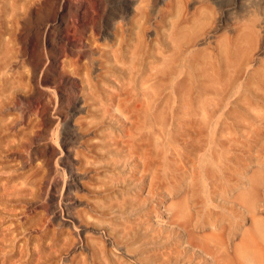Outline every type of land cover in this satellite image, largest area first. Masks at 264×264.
Returning a JSON list of instances; mask_svg holds the SVG:
<instances>
[{
    "label": "rangeland",
    "instance_id": "374dc122",
    "mask_svg": "<svg viewBox=\"0 0 264 264\" xmlns=\"http://www.w3.org/2000/svg\"><path fill=\"white\" fill-rule=\"evenodd\" d=\"M97 2L82 0L80 21L74 27L66 25L59 29L62 36L60 48H56L60 50L58 57L64 59L63 73L66 77L77 82L80 92L76 93V97L82 105L78 112L73 111L68 115L69 125L74 129L80 123L88 127L76 132V139L68 143L67 148L62 144L63 118L58 117L54 111L58 105V92L42 83L40 69L35 76L32 74V62L29 60L32 51L40 49L46 55L55 50L50 44L53 37L45 36L39 29V26L44 27L49 13L42 9L33 15L27 32L24 31V35L18 39L13 36L11 45L5 46L2 40L7 35L2 32L3 19H6L4 13L8 6L0 7V116L3 114L5 120H0V155L6 150L5 143L30 145L37 147L36 152L40 153V150L43 155H50L49 180L45 181L42 198L55 211L52 215L53 226L63 232V243L64 239H69V243L64 247L61 236L57 238L59 241L55 239L58 243L54 246L61 243L58 246L60 255L57 259L48 260L57 261V264H80L69 255L74 251L75 255L82 253V258L89 261L90 252L85 238L92 236L107 242L106 250L109 253L121 255L127 261L130 255L137 253L157 261L156 255L161 257L167 246H170L171 252L163 264H206L209 258L199 245L205 241L201 236L209 231L211 235H222L229 245L233 242L238 246L248 243L250 250L255 249L264 257V238L253 227L237 195L242 188L244 190L247 187L252 170L256 168L252 160L256 155L260 156L259 153L263 155V148L260 150V146H256L259 143L248 141L246 123L237 125L231 119L234 118L231 102L235 100L238 91H247L246 83L243 82L247 81L246 71L241 72L245 74L243 77L240 73L233 75L230 58L235 61L240 54L231 44L226 43L228 38L234 37L235 18L245 11H249L248 18H255V26H258L255 27L256 33L259 30L257 35L264 38V0H134L132 7L120 14L123 17L120 22L123 29L119 40L108 38L109 44L122 42L121 53L126 63L123 79L106 70L92 74L91 78L83 75V65L87 62L84 50L90 45L95 33L92 16L100 11ZM62 4L63 0H58L56 9H60ZM104 4L108 9L115 5L114 0H104ZM74 5L75 2L70 0L69 14ZM216 17H220L217 24L214 23ZM182 21L192 31L200 30L202 35L210 30L205 40L198 43L195 49L199 53L204 51L208 54L209 64L205 68L213 61L219 73L215 92H220V99L209 95L205 103L190 115H186L184 107L175 101L173 84L180 76L176 79L168 77L170 59L173 57L171 36L174 26ZM36 27L39 36L35 38L33 34ZM246 46L249 47L248 41ZM257 53L258 57H264V50ZM7 61L13 63L10 72L7 71ZM151 65L158 79L157 83L155 81L157 118L152 155L144 144L139 151L132 146L128 150L129 145L100 149L103 138L98 140L102 135L123 137L131 122H135L138 114L143 111L144 97L141 93H145ZM181 71L180 66L178 72ZM236 77L241 78L240 82ZM243 83L245 88L243 86L239 89ZM48 97L52 102L49 107L52 121L46 140L52 143L53 149H44L41 144L44 138H37L36 135L42 121L39 103ZM97 131H102V135ZM139 131L144 132L145 129L140 128ZM10 139H16V142L12 143ZM90 140L92 144L88 143ZM87 143L91 148L99 146L97 149L96 146L93 149L89 147V159L91 157L90 160H94L93 163L89 161L90 164L82 156H75L77 149L87 152ZM67 154L70 155L68 158L65 156ZM23 155L28 164L20 172L39 169L41 159L32 157L29 149ZM9 171L3 169L0 173L6 175ZM74 176L79 181H74L75 188L70 185L67 191L65 186ZM123 196L130 202H124ZM65 211L77 217V220L68 221V217L63 215ZM84 212L91 215L88 217L90 220L78 216ZM0 215L12 217L4 212H0ZM125 221L128 222L126 225ZM108 223H113L115 227L119 224L121 227H134L130 233L132 244L130 247L128 245L129 250L126 251L129 256L123 253L124 245H114L109 241ZM178 223L183 224L184 229ZM214 228L219 229L212 231ZM247 228L256 238L252 237V244L248 235L243 239ZM191 232L195 237L191 236Z\"/></svg>",
    "mask_w": 264,
    "mask_h": 264
},
{
    "label": "bare ground",
    "instance_id": "6f19581e",
    "mask_svg": "<svg viewBox=\"0 0 264 264\" xmlns=\"http://www.w3.org/2000/svg\"><path fill=\"white\" fill-rule=\"evenodd\" d=\"M57 1L58 0H0V7L1 5L4 7L8 6L7 11L4 13L5 15L3 14L6 16V19H3L4 25L2 32V34L7 35V37L2 41L5 46L8 44L11 45L10 43L12 42L13 36L14 38L16 37L15 39H18V37L22 36L24 31L27 32L26 29L29 28L30 20L33 15L38 14L42 9L49 13V17L45 22L44 27L39 26V29L43 31L45 36L53 37L50 44L55 50L53 52L49 51L46 55H43V53L40 52V49L39 51H32L29 54V60L32 62L30 63L32 66V74L35 76L36 71L40 69L42 73V76H40L42 83L46 86L53 87L54 89L52 90L58 92V105L54 111L58 117L63 118L64 124H62L64 125V131H62V144L67 148L68 143L71 141L74 142L73 139H76L74 137L75 133L83 131L88 127L86 124L80 123L77 125L76 129H74L69 125L70 121L68 120V115L73 111L78 112L79 108L82 106L80 101H78V97H76V93L78 91L80 92V90L78 89L77 82L70 81L63 73L65 66L64 59H59L58 53L60 50L58 51L56 48H58L61 43L60 37L62 35L59 29L66 25L74 27L76 26L75 24L80 21L82 0H72L75 2V5L71 14L68 12V4L70 0H63L61 8L58 10L55 6ZM97 1L100 11L92 16L95 33L91 38L92 41L90 45L84 50V58L87 62L85 63V66L83 65V75L84 77H90L92 74L98 73V71L101 73L106 70L107 73L110 72V74H112L113 72L117 78L123 79L126 63L121 53L122 42H113L112 44H109L108 38L114 37L115 41L119 40L123 29V25L120 24L123 17L120 14H122L125 9L132 7L134 0H114L115 5L110 9L106 7L107 5L104 4V0ZM248 14L249 11H245L239 17L235 18L236 22L234 23H236V26L234 27V37L228 38L226 41V43L231 44L240 54L235 61L229 57L231 61L230 66L234 70L233 75L240 73V75H242L241 77H243L245 74L243 75L241 72L246 71L245 80L247 81H243L246 83V88L244 83L242 86L239 85V89L244 86L247 91L245 92L244 89H241L243 91H240V93L238 91L235 100L231 102V107H233L232 112L234 114V118L232 117L231 119H233L234 124L237 125L246 123L247 132L249 133L248 141H252L254 144L259 143V145L256 146H260L258 147L260 150L261 147L263 148V151L261 150L263 155L259 153L260 150H258L257 153H259L260 156L256 155L252 160L256 168L255 170L254 168L252 170V175L248 180L247 187L244 188V190L242 188L237 195L241 202V207L249 217L253 227L259 233L260 237L264 238V57H258L257 53L260 50H264V38L261 39L260 37L262 36L257 35L259 30L257 28L258 31L256 33L255 27L258 26H255V24H257L254 21L255 18H248ZM1 15L2 14H0V16ZM116 17H118V20H115ZM214 20V23L217 24L220 22V17H216ZM253 21L254 24H252ZM37 28L38 27H36L35 31L33 30V37L35 38L39 36V29ZM189 29L190 28L186 25L185 21L174 26V31L171 36L173 57L170 59L168 71V77L171 79L180 76L174 82L173 86L175 88H173V90L176 95V103L184 107L183 110L186 115H190L203 105L209 95H212L213 98L218 97L220 99L218 95L220 92H215L216 86L219 83L218 66L211 61V65L208 68H205L209 64V61H207L208 54L204 51L199 53L195 49L198 43L205 40L210 30L204 32L202 35L200 30L192 31L190 29L189 31ZM54 37H57L58 39L54 40ZM100 41H102V43H100ZM247 41L249 47L246 46ZM243 44L245 46H243ZM243 47L246 48L244 49ZM33 57L35 58V61L34 59L31 60ZM180 66L182 67V71L178 72ZM153 67V65L149 67L148 83L146 84L145 93H141L142 97H144L143 111L138 114L135 122H131L130 127L125 130V135L123 137L114 136L110 138L109 134L102 135V131H97L102 135V137H100L101 139L99 138L100 140L98 141H101L103 138L99 145L100 149L101 147L105 149L107 146L118 148L120 145L125 147L129 145L128 150H130V146H132L135 150L139 151L142 147L141 145L144 144L145 147L148 148L150 155H152L155 144V126L157 118V98L155 95V88L158 80L156 79ZM12 68V61H7V71H12ZM85 79L86 78H84V80ZM238 79L237 81L240 82L241 78ZM49 97L46 100H44L45 98L42 99L39 103L41 104L40 109L42 110V121L39 132L37 134L35 133L37 138H44V141H41L44 149L49 147L53 149L52 143L50 144V142L46 140L49 126L52 121H50L49 117V107L52 104ZM81 99L86 100L85 97H81ZM2 116L3 114L0 116V120L3 119ZM5 126H8V122L5 123ZM100 127L98 128L100 129ZM140 128H144L145 131H139ZM105 139L107 142H104ZM13 141L16 142V139ZM88 143H91V140ZM88 143L85 146L87 152L85 153L84 151L77 149L75 150V156H82L84 161H86L87 164H90L89 161H91V157L89 159L88 152L95 148L96 145L91 148V145ZM38 144L39 143H37V145ZM99 146H96V149ZM4 147H6V150L2 156L0 155V170L9 169L10 171L9 173L7 172L8 174L6 175L0 173V200L5 201L4 203L0 202V212L7 213L12 217L6 218L0 215V264H57L56 260V262H54L49 261L48 259H57V256L60 255L58 246H61V243L60 245L58 244V246H54V244L56 245L58 243L59 239L57 238L60 237L63 232L53 226L52 215L55 211L54 209H50L47 204L48 201L42 198L45 181L49 180L50 155L47 153V155H43L40 150H38L40 152L38 153L36 152L37 147H30V145H13L5 143ZM27 149H29L32 157L35 159H41V165L39 169L35 168L34 171L31 170L28 173L25 171L20 172V169L28 164L27 158L23 155V152L27 151ZM255 150H257V148ZM65 156L68 158L70 155L67 154ZM91 162L93 163L94 160ZM29 166L31 165L29 164ZM74 181L78 182L79 178L75 176L70 178V181L65 186L67 191L70 185L75 184ZM108 199L110 200V198ZM122 199L124 202H130L127 197L124 198L123 196ZM87 212L78 216L82 219H84V217L88 218L91 215ZM63 215L68 217L66 219L70 222H72V220H77V217L75 218L69 212L65 211ZM127 221H125L124 225L128 223ZM179 224L180 223H178V226L184 229L183 224ZM109 225L110 223L107 224V226ZM115 226L112 223L109 227V241L114 245H124L123 253L126 255V251L128 252L129 250L128 245L130 247L132 244L133 237L130 236V233L134 227H121L120 224L119 226L117 225V227L120 228ZM218 229L219 228H214L212 231H218ZM188 234L190 235V233ZM246 235L249 236V241L252 244V237L254 236L251 235L248 228L244 231L243 239H245ZM191 236L195 237L193 232H191ZM201 237H204L205 241L199 246L202 248L206 257L209 258L206 264H264V257L257 250H250L251 248L248 243H245L242 246L239 245L241 247V249H239L240 247L238 244L236 245L233 242L229 245L222 235H211V231L203 234ZM61 238L62 240H60L63 243L64 237L61 236ZM55 239L58 240L57 243L55 242ZM254 239L256 238L254 237ZM68 243L69 239H64V247H66ZM85 243L87 244L86 246L89 247V261L88 259L82 258V253L78 256L75 255L74 251L69 253L72 260L78 261L80 264H163V260L167 259V256L171 252L170 246H167V249L161 254V257L156 255V260L159 262L149 260L140 256L138 253L130 256L127 254L130 257L127 261L124 260L121 255H116L112 252L109 253V251L106 250V245L108 243L101 241L96 237L89 236L85 238ZM239 250H241V252Z\"/></svg>",
    "mask_w": 264,
    "mask_h": 264
}]
</instances>
